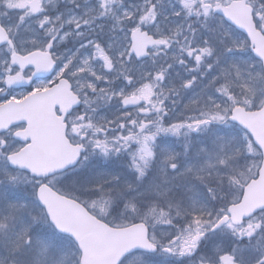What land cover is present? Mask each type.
I'll return each mask as SVG.
<instances>
[{
    "label": "snow or ice",
    "instance_id": "1",
    "mask_svg": "<svg viewBox=\"0 0 264 264\" xmlns=\"http://www.w3.org/2000/svg\"><path fill=\"white\" fill-rule=\"evenodd\" d=\"M0 264H264V0H0Z\"/></svg>",
    "mask_w": 264,
    "mask_h": 264
}]
</instances>
